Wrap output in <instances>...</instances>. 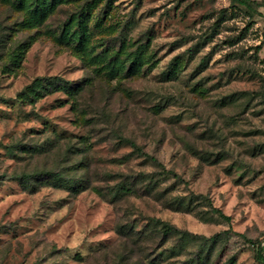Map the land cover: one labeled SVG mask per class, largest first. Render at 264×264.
<instances>
[{
  "label": "rangeland",
  "instance_id": "obj_1",
  "mask_svg": "<svg viewBox=\"0 0 264 264\" xmlns=\"http://www.w3.org/2000/svg\"><path fill=\"white\" fill-rule=\"evenodd\" d=\"M258 246L264 0H0V264H261Z\"/></svg>",
  "mask_w": 264,
  "mask_h": 264
},
{
  "label": "trees",
  "instance_id": "obj_2",
  "mask_svg": "<svg viewBox=\"0 0 264 264\" xmlns=\"http://www.w3.org/2000/svg\"><path fill=\"white\" fill-rule=\"evenodd\" d=\"M240 5H243L245 7H250V0H236ZM37 10H41V7L36 6ZM38 83H41V86H45L46 87H55L56 91H62L64 94L66 95H70V96H74L77 94V89L74 88L73 86H69V84H67L66 82L61 81V79H52V80H39ZM27 93V91L25 92ZM38 93V92H37ZM41 93V92H39ZM126 143H128V145L133 149L134 152H136L137 154L140 155H144L146 157H148L152 162L157 163L156 159L148 156L147 154H144L143 151L138 148L133 142L129 141V140H125ZM165 173L167 174H171V172L166 171ZM173 178L175 179H179V177L176 174H171ZM54 179H56L59 182H64L61 179V176L59 175H55ZM66 187L67 189H71L74 190V186H70L69 184L66 183ZM198 199L202 200L203 202L208 204V200L206 197L204 196H198ZM193 200L189 199L186 203L183 202H179L180 205H184L186 207V209H189L190 204H192ZM213 212H215L217 214L218 217H220L221 219H223L224 221L228 222L229 221V217L224 216L219 210L216 209H212ZM151 227L158 230V233L161 235L162 237V242H166L171 238L174 237H182L183 240L185 241L184 236L187 235L185 233L180 232L177 228H175L174 226H171L165 222H162L160 220L157 219H153L151 220ZM228 233V232H225ZM220 237V236H215L209 239L210 242L214 243L216 242V239ZM255 258L256 260L261 263L264 264V250L263 248L259 247L256 249V254H255ZM201 260H203V258H200Z\"/></svg>",
  "mask_w": 264,
  "mask_h": 264
}]
</instances>
